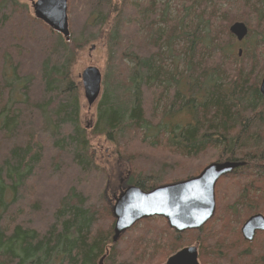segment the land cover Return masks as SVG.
Masks as SVG:
<instances>
[{"label": "trees", "instance_id": "trees-1", "mask_svg": "<svg viewBox=\"0 0 264 264\" xmlns=\"http://www.w3.org/2000/svg\"><path fill=\"white\" fill-rule=\"evenodd\" d=\"M67 13L68 41L27 4L0 0V264H99L102 257V264H164L192 244L200 264H217L225 244L215 217L182 233L146 218L114 243L110 209L76 182L100 177L97 194L104 189L105 173L90 158L96 137L117 145L129 165L125 181L143 190L196 175L169 158L214 146L240 149L247 165L239 175L256 173L264 161V0H67ZM234 22L248 28L240 56L229 33ZM100 40L106 62L87 130L72 68ZM152 87L165 97L147 94ZM147 147L158 157L141 154ZM63 160L71 167L65 190L41 195L48 176L58 183L66 173ZM263 253L257 247V262L231 264H264Z\"/></svg>", "mask_w": 264, "mask_h": 264}, {"label": "water", "instance_id": "water-1", "mask_svg": "<svg viewBox=\"0 0 264 264\" xmlns=\"http://www.w3.org/2000/svg\"><path fill=\"white\" fill-rule=\"evenodd\" d=\"M31 8L36 19L69 40L67 0H35L31 2ZM229 32L240 42L247 36L248 28L243 22H234ZM238 54H241L240 49ZM79 78L83 96L90 107L100 94L101 72L95 66H87ZM259 90L264 98V75ZM243 165V162H214L196 176L149 190L135 185L123 187L110 203L114 219L112 242L115 243L136 222L151 217L165 219L168 227L178 233L199 230L214 214L216 181ZM255 230L264 232V217L260 214L249 218L241 228L247 240H251ZM102 261L103 258L99 264ZM165 264H199L197 247L192 245L178 250L166 259Z\"/></svg>", "mask_w": 264, "mask_h": 264}, {"label": "rangeland", "instance_id": "rangeland-1", "mask_svg": "<svg viewBox=\"0 0 264 264\" xmlns=\"http://www.w3.org/2000/svg\"><path fill=\"white\" fill-rule=\"evenodd\" d=\"M20 1L27 4L29 6L31 12H32L31 2L35 1V0H20ZM136 1H137V3L140 2V0H136ZM32 15H33V12H32ZM67 16L69 17L68 13H67ZM23 34H25V35L28 34L29 36L33 37L31 35L32 32L29 31L28 29L26 30V33H23ZM243 43H244V41L239 42L234 47L233 51L236 53L239 49L243 50V46H242ZM82 53L83 54L81 56H79L76 59V62L74 63V66L72 68V74L80 81L79 74L83 71V69L87 66H95L100 70L102 78H103V71H104L105 62H106V48L104 46V42H102L100 40V41H97L95 43H90L89 45H87L83 49ZM249 53H251V52H249ZM179 66H180V72H182V70H183L182 60H181V62H179ZM224 67H225V69L230 70L232 68L238 69L241 66H239L238 64H234V65L224 64ZM248 67H246V68H248ZM168 72L171 75L172 74L175 75V72L174 73L170 72V71H168ZM80 89H81V93H82L81 104H80V106H81L80 107L81 108V110H80V122H81V124L84 125V127L87 130H90L89 127L92 126L94 124V121H95V113H96L95 105L96 104H93L89 107L87 105V102H86L84 96H83V90H82L81 85H80ZM163 92H164V90L161 89L160 87L159 88L158 87H156V88L152 87V89H148L147 94H150V95L153 94L156 99H161V98L165 97V95H166V94H164L165 92L164 93ZM161 112H162V108L160 107L156 111L155 115L158 116L161 114ZM183 118L184 117H182V119ZM253 131L254 130H252L251 132H253ZM255 133H256V131H255ZM117 149H118L117 145H115L113 142H109V141L105 140L103 137H96L93 141V152H92L90 158L92 159V157H93V160L95 161L97 166L100 167L99 173L101 170L105 173L104 189L102 192H100L99 195L97 194L98 192L96 191V186H99V184H100V177H96L99 182L92 180L89 176H88V178H85L84 175H83L82 179L79 178L77 180L79 175H77L76 179H75V180L79 181L78 183L76 182V186H78V190L80 192H84V194L86 195V193L89 194V192L92 191L91 192V195L93 196L92 198H96V196H98L103 201V205L104 206L106 205L108 207V209H110V203L119 194V192L122 190V188L128 185V183L125 181L126 178L124 175V172H126V170H129V168H128L129 165L126 166V164H125V163H128V161L125 159H122L121 156L119 157ZM156 151L157 150L154 151L153 149L147 147V148H143L141 154H143L144 156L150 157V158H151V156L154 158H157L159 153ZM174 154H175L174 159L169 158L170 165H173L172 163H174L177 166L179 164H182L183 167H187L188 168L187 170L189 172H191L192 174L194 172L197 174V171L199 173L203 167H205L211 161L215 160L216 155H217V153L215 151H211V149L204 151L195 157H191V158L185 159V160L182 159L181 155L176 154V153H174ZM56 157H57V155H56ZM58 157H60V155H58ZM180 160H181V163H180ZM65 161L66 160H63V162L66 163L64 166L66 169V173L64 175L58 177V179H57L58 183L53 182L51 180L50 176H48L46 178V181H47V185L49 186V188L48 189H41L40 191L44 193L41 195H49L50 196L51 195V189L56 188V187H58L60 189V191H62V192H63V190H65L64 188H66V183H67V180L69 179V176L67 175V173L71 172V169H70L71 167L68 164L69 162H67V161L65 162ZM90 182H92V184H89ZM96 183H98V184L95 185ZM91 185H92V187H90ZM130 185H132V184H130ZM83 189H87V190L85 191ZM20 196H21V194H20ZM30 202H32V201L28 200L26 203L30 204ZM19 203H20V201H19ZM25 210H26V208L24 209L23 212H25ZM110 212H111V210H110ZM221 223L222 222L219 221L218 225H220V227H222V231H223V224H221ZM140 227L141 226H138L137 228H140ZM130 229H132V228H130ZM215 230H216V228H215ZM222 231L220 234L221 238L223 237ZM123 235H122L121 239L124 241L126 238H125V235L124 236ZM229 240H230L229 237H228V239L227 238L223 239V242L226 245L224 247L225 249L223 252V257H220V259H217V260H219L217 264H231L233 262L238 263L236 261H241L244 263L250 262L248 260H244V258H242V255L238 254V252L240 251V245L242 246V243L238 239H236L234 241H229ZM192 245H194V244H192ZM186 246H188V245H186ZM257 247L258 248L263 247L261 240L259 241L257 239ZM259 255H260V253H259ZM261 255L263 257L264 253ZM244 263H240V264H244Z\"/></svg>", "mask_w": 264, "mask_h": 264}, {"label": "flooded vegetation", "instance_id": "flooded-vegetation-1", "mask_svg": "<svg viewBox=\"0 0 264 264\" xmlns=\"http://www.w3.org/2000/svg\"><path fill=\"white\" fill-rule=\"evenodd\" d=\"M235 132L241 133L242 128L234 130V133ZM242 147L244 148V146ZM209 149H211V151H215L217 155L216 159L207 165L214 162L220 163L224 161L244 163L243 166L234 168L230 173L221 176L216 181L214 187L215 209L210 220L215 217L218 222H222L223 239H228L229 237V241L238 239L242 243L238 254L242 255L244 260L257 262V239L262 241V246L264 247V232L255 230L252 233L251 240H247L244 237L241 228L243 224L252 216L260 214L264 217V189L260 185V172L258 171L260 169H264V161H257L259 155L257 154V146H255L253 149H255L256 154L253 153V157L251 154L249 156L255 160L257 159V172L253 173L251 169H248L247 172L249 174L241 176L239 175L240 168L245 167L247 162L239 159L241 156L245 155L243 153H238L240 149H235L234 152H228L227 146H214L212 148H207L205 151Z\"/></svg>", "mask_w": 264, "mask_h": 264}, {"label": "bare ground", "instance_id": "bare-ground-1", "mask_svg": "<svg viewBox=\"0 0 264 264\" xmlns=\"http://www.w3.org/2000/svg\"><path fill=\"white\" fill-rule=\"evenodd\" d=\"M232 24H233V23H232ZM229 27H230V26H229ZM229 33H230V32H229ZM230 34H231V33H230ZM231 35H232V34H231ZM232 36H233V35H232ZM233 37H234V36H233ZM234 38H235V37H234ZM224 162H225V161H224ZM156 187H157V186H156ZM154 188H155V187H154ZM138 222H139V221H138ZM113 226H114V223H113ZM179 250H180V249H179ZM177 251H178V250H177ZM177 251H176V252H177ZM174 253H175V252H174Z\"/></svg>", "mask_w": 264, "mask_h": 264}]
</instances>
